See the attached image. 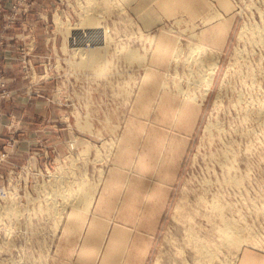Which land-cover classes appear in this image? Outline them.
Returning <instances> with one entry per match:
<instances>
[{
  "label": "rangeland",
  "instance_id": "obj_1",
  "mask_svg": "<svg viewBox=\"0 0 264 264\" xmlns=\"http://www.w3.org/2000/svg\"><path fill=\"white\" fill-rule=\"evenodd\" d=\"M263 25L264 0H185L181 21L148 32L118 0H0V264H66L85 244L95 255L108 218L137 213L154 235L146 264H195L193 247L175 248L181 217L208 212L194 217L206 236L213 201L240 242L212 264L243 249L264 264V129L229 92L247 51L261 80L245 91L264 100V54L248 43Z\"/></svg>",
  "mask_w": 264,
  "mask_h": 264
},
{
  "label": "bare ground",
  "instance_id": "obj_2",
  "mask_svg": "<svg viewBox=\"0 0 264 264\" xmlns=\"http://www.w3.org/2000/svg\"><path fill=\"white\" fill-rule=\"evenodd\" d=\"M249 32V31H248ZM250 37H249V39H248V43H249V45H250V47L251 48H253L254 50H258V51H260L261 53L260 54H264V25L263 26H256L255 28H252L251 29V31H250ZM243 35H244V31L239 35V36H241L242 38H243ZM249 36V35H248ZM87 41L88 42H92V43H89L91 46H94V44H95V41H96V39H94V38H87ZM94 42V43H93ZM247 43V42H246ZM247 45V44H246ZM248 45V46H249ZM250 47H249V50H250ZM141 49V48H140ZM248 49V48H247ZM77 50V49H76ZM94 51V50H93ZM88 52H89V49H88ZM193 52H195V50L193 51ZM84 53V52H83ZM93 52H90L89 54L88 53H85L86 55L88 54V57H84V55L85 54H83V57L85 58L84 60L85 61H87V63L84 61L83 63L85 64H89L90 66H91V64H95L96 62H94V61H96V60H98V58H99V56L97 55H95L94 56V53H96V54H98V52H96V51H94V53L92 54ZM85 55V56H86ZM100 55V54H99ZM104 57V56H103ZM184 57V56H183ZM192 57V56H191ZM216 58H217V56H215ZM234 57H235V59H234V61H236V62H234L236 65H237V67H236V69L235 70H233V75H235V77H234V81H235V85H234V83H232L233 85H234V87L232 86L231 87V89H230V96H232V100L230 101L232 104H231V106L233 105V109L234 110H236V109H241V107H240V105H243V108H242V110H244V112H246V114L244 113V119L245 120H247V121H251V122H253V123H255L256 125H259V126H263V129H264V100H263V98L262 99H260V101H257V103L256 102H254L253 100H254V96H252L253 94H251L249 91L248 92H246L245 90L247 89H249L250 87V89H254V87L257 85V83L259 82V80H261V78H260V73L258 74L257 73V70L255 69H251L250 67H249V63H248V61H250V59H251V56H250V53L249 52H241V53H238V52H236L235 53V55H234ZM100 58H101V55H100ZM218 58H219V54H218ZM86 59H88V60H86ZM92 61V62H91ZM209 61V60H208ZM253 61V60H252ZM251 61V62H252ZM90 62V63H89ZM205 62V61H204ZM99 63V62H98ZM131 63V62H130ZM202 63V62H201ZM86 64H85V66H86ZM100 64V63H99ZM199 64V63H198ZM101 65V64H100ZM99 65V66H100ZM215 65H216V61H213L211 64H209L208 66H205V71H204V73H202V84H203V93H202V100H204V97L208 94V92H209V90H210V86H211V81H212V79H213V76H214V71H215ZM252 65H254V63L252 64ZM77 66V65H76ZM98 66V67H99ZM87 67V66H86ZM92 67V66H91ZM190 67V66H189ZM97 68V67H96ZM256 68V67H255ZM89 69V68H88ZM91 69V68H90ZM93 69V68H92ZM99 70V69H98ZM103 71V70H102ZM194 74V73H193ZM119 75V74H118ZM191 76V75H190ZM264 77V76H263ZM201 78V77H200ZM199 79V78H198ZM167 81V80H166ZM229 83V82H228ZM200 84V83H199ZM236 85H238V89L236 88ZM258 86V85H257ZM248 93H250V94H248ZM256 93V92H255ZM225 95V94H224ZM261 95H263V93L261 94ZM264 97V96H263ZM241 110V111H242ZM241 114V113H240ZM242 119V118H241ZM216 127V126H215ZM218 127V126H217ZM216 127V128H217ZM214 128V127H213ZM218 129V128H217ZM209 130V129H208ZM218 131V130H217ZM231 131V130H230ZM219 132V131H218ZM208 134H211V131L208 133ZM213 138V137H212ZM212 138H210V139H212ZM255 138V137H254ZM213 140V139H212ZM219 143V142H218ZM225 150V149H224ZM229 151H230V149H229ZM218 152V151H217ZM223 152V151H222ZM227 151H225L224 153H226ZM232 153V152H231ZM218 154V153H217ZM223 154V153H222ZM226 154H229V153H226ZM215 156V155H214ZM233 156V155H232ZM238 156V155H237ZM213 157V156H212ZM216 158V157H215ZM222 158V160H223V157H221ZM107 159V158H106ZM214 159V158H213ZM220 159V158H219ZM225 159V158H224ZM227 159H228V157H227ZM218 160V159H217ZM216 160V161H217ZM262 160V159H261ZM213 161H215V160H213ZM221 161V160H220ZM219 162V161H218ZM226 162V161H225ZM228 162V161H227ZM226 162V166H227V163ZM233 162V161H232ZM231 162V163H232ZM220 163V162H219ZM221 163H223L222 161H221ZM220 163V164H221ZM238 163V162H237ZM260 163V162H259ZM235 164V163H234ZM221 166V165H220ZM228 167V166H227ZM233 167V166H232ZM230 168V167H229ZM233 169V168H232ZM238 171V170H237ZM239 174V173H238ZM231 177V176H230ZM227 179V178H226ZM59 180V179H58ZM226 181V180H225ZM227 181H229L230 183H234V182H231V180H229V178L227 179ZM228 182V183H229ZM224 183H226V182H224ZM97 186V185H96ZM95 186V187H96ZM221 186V185H220ZM67 188V187H66ZM87 189V188H86ZM96 189V188H95ZM94 188H92L91 187V189L90 190H92V192H93V190H94V192L96 191ZM85 190V189H84ZM83 190V191H84ZM208 191V190H207ZM86 192V191H85ZM92 192H90L91 194H92ZM206 191H204V193H205ZM79 193V192H78ZM95 194V193H94ZM206 194V193H205ZM93 195V194H92ZM201 195V194H200ZM224 195V194H223ZM9 196V195H8ZM90 194L88 193V194H83V196H81L79 199L80 200H78L79 202H81L80 204L82 205V207H86L87 208V206H88V208H89V204H88V201L90 200ZM201 196H203V195H201ZM220 196V195H219ZM219 196L217 197V200H218V198H219ZM212 197V196H211ZM66 198V197H65ZM65 198H64V200L62 199V201L63 202H65ZM197 198V197H196ZM202 198V197H201ZM204 198H205V195H204ZM264 199V198H263ZM186 199H184V201H185ZM197 200V199H196ZM212 200H214V199H212ZM11 201H13V200H11ZM77 201V202H78ZM221 201V200H220ZM62 202V203H63ZM90 202H92V201H90ZM199 202V199H198V201L195 203L196 204V206L198 205L197 203ZM208 201H206L205 202V204L207 203ZM210 202V201H209ZM219 202V201H218ZM201 203V202H200ZM199 203V204H200ZM264 203V202H263ZM55 204H57V203H55ZM79 203H77V205L78 206H76V207H79V205H80ZM192 204V203H191ZM202 204V203H201ZM200 204V205H201ZM81 205H80V207H81ZM189 205V204H188ZM187 205V206H188ZM194 205V204H193ZM211 205V204H210ZM210 205H209V207H210ZM91 206V205H90ZM187 206H184V204L181 206V203L178 205V211H181V212H183V214H184V210L185 209H183V207L185 208V207H187ZM221 206H223V204H221ZM225 207H226V204L224 205ZM223 206V207H224ZM229 206V205H228ZM75 207V208H76ZM181 207H182V209H183V211L181 210ZM192 207V206H191ZM194 207V206H193ZM191 208L193 211H194V213L192 212V210H191V212L192 213H190L189 212V210H188V212H186L187 214H184V217H181L182 219V222H183V224H184V227L185 228H183V238H182V244L183 245H181V241H180V243L178 244V245H176V250L178 251V252H183V250H184V246H186L187 247V245H189L190 247H193V249H194V252H193V255H194V260H195V264H212V262H213V259H214V256L217 254V252L218 251H220L221 249L223 250V249H225L226 250V247L227 246H230V247H232V248H234L235 246H237L238 245V243L240 242V236L239 237H237V239H236V236H235V238H232L233 237V235L235 234L234 232H235V229L237 228V225L234 227V229H232L231 228V226L229 225V224H227V219L225 218V216L223 215V213L224 212H222V207H219L217 204H216V202L215 201H213V203H212V207H211V209L212 208H214L216 211V215L217 216H219L220 217V220H223V222L221 223V224H219V225H217V226H215V224H214V222L215 221H217L218 219H219V217H218V219L217 218H215V216H214V213L215 212H213V218H215V219H217V220H215V221H213L212 222V229H213V227H214V229L212 230H209V232L211 233H209L210 234V236H208L209 234H206V236H205V234H204V236L203 235H201V237L198 235V233L200 232V228H201V226L199 225V222L197 221V219H195L194 217L196 216L197 217V215H201V214H204V213H199L196 209L194 210V208ZM203 207V206H202ZM201 207V208H202ZM206 207V206H205ZM208 207V208H209ZM224 207V208H225ZM231 207V206H230ZM88 208H87V210H88ZM188 208V207H187ZM199 208V207H198ZM204 208V207H203ZM228 208V207H227ZM45 209V208H44ZM78 209V208H77ZM81 209V208H80ZM79 209V210H80ZM85 208H83V210H84ZM210 209V210H211ZM38 210V209H37ZM40 210V209H39ZM200 210V209H199ZM231 210V209H230ZM4 211V210H3ZM207 211V210H206ZM212 211V210H211ZM225 211H227L226 209H225ZM202 212H205V210H203ZM3 213V212H2ZM206 213V212H205ZM208 213V212H207ZM206 213V214H207ZM76 214V213H75ZM206 214H204L205 216H207ZM238 214V213H237ZM78 215V214H77ZM84 215V214H83ZM2 216V215H1ZM1 216H0V219H1ZM224 216V217H223ZM12 218V217H11ZM199 218V217H198ZM201 218V217H200ZM202 218H207L206 220L207 221H209V219H211V218H209L208 216L207 217H203L202 216ZM9 219V218H8ZM2 220V219H1ZM194 220H196V221H194ZM199 220V219H198ZM214 220V219H213ZM231 220H233V219H231ZM212 221V220H211ZM210 221V222H211ZM218 222V221H217ZM216 222V223H217ZM229 223H233V222H229ZM210 223H208V225H209ZM197 225H199V226H197ZM211 225V224H210ZM214 225V226H213ZM26 226V225H25ZM233 226H234V224H233ZM211 227V226H210ZM209 227V228H210ZM246 228V227H245ZM202 229V228H201ZM239 230H240V228H238ZM237 229V230H238ZM180 230H182V229H180ZM207 230V231H208ZM236 230V232H238ZM244 230V229H243ZM242 231V230H241ZM240 232V231H239ZM239 232L237 233V234H239ZM213 235H215L216 236V238L218 239V240H212L213 239ZM212 236V239L210 238V241L209 240H206L208 237H211ZM216 238H214V239H216ZM173 239V238H172ZM246 239H247V237H246ZM205 241V242H204ZM209 241V242H208ZM176 242V241H175ZM178 243V242H177ZM176 243V244H177ZM190 247H189V249H190ZM228 249V248H227ZM224 250V251H225ZM229 250V249H228ZM227 252V251H226ZM238 253V252H237ZM177 257V256H176ZM175 258V257H174ZM175 260H176V258H175ZM188 261V260H187ZM176 262V261H175ZM174 262V263H175ZM182 262V261H181ZM179 263L178 262V264H183V262L182 263ZM189 262V261H188ZM217 262V261H216ZM174 263H172V264H174ZM154 264H158V261L156 262V263H154ZM177 264V263H176ZM190 264V263H189Z\"/></svg>",
  "mask_w": 264,
  "mask_h": 264
},
{
  "label": "crops",
  "instance_id": "obj_3",
  "mask_svg": "<svg viewBox=\"0 0 264 264\" xmlns=\"http://www.w3.org/2000/svg\"><path fill=\"white\" fill-rule=\"evenodd\" d=\"M129 18H131L142 31H152L169 22L181 21V6L185 0H118ZM200 4V0H199ZM192 18V17H191ZM195 18V17H193ZM142 214H129L128 216L115 215L108 220L115 221L106 230L103 240V251H86L84 245L76 256H66V264H146L148 253L153 244V232L144 225H138ZM68 241L63 247L67 249ZM252 250H241L237 264H260L254 259ZM86 257V261L84 259ZM258 257V256H257ZM83 258L84 260H78ZM253 258L254 260H252ZM256 258V257H255ZM96 263H95V262Z\"/></svg>",
  "mask_w": 264,
  "mask_h": 264
},
{
  "label": "built area",
  "instance_id": "obj_4",
  "mask_svg": "<svg viewBox=\"0 0 264 264\" xmlns=\"http://www.w3.org/2000/svg\"><path fill=\"white\" fill-rule=\"evenodd\" d=\"M23 1H25V0H23ZM0 86L3 87V82H2V76H1V74H0Z\"/></svg>",
  "mask_w": 264,
  "mask_h": 264
}]
</instances>
